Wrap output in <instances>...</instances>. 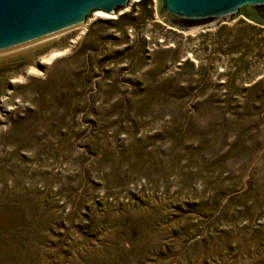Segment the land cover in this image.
Returning <instances> with one entry per match:
<instances>
[{"label": "rangeland", "instance_id": "374dc122", "mask_svg": "<svg viewBox=\"0 0 264 264\" xmlns=\"http://www.w3.org/2000/svg\"><path fill=\"white\" fill-rule=\"evenodd\" d=\"M238 17L138 0L0 55V264H264V25Z\"/></svg>", "mask_w": 264, "mask_h": 264}, {"label": "water", "instance_id": "95a60500", "mask_svg": "<svg viewBox=\"0 0 264 264\" xmlns=\"http://www.w3.org/2000/svg\"><path fill=\"white\" fill-rule=\"evenodd\" d=\"M129 0H0V55L82 26L95 10L115 13ZM259 12L256 20L255 12ZM158 18L185 32L213 28L237 15L264 25V0H157Z\"/></svg>", "mask_w": 264, "mask_h": 264}, {"label": "bare ground", "instance_id": "6f19581e", "mask_svg": "<svg viewBox=\"0 0 264 264\" xmlns=\"http://www.w3.org/2000/svg\"><path fill=\"white\" fill-rule=\"evenodd\" d=\"M138 0H129L128 4L126 6H124L121 9H118L115 13H108L102 10H95L92 12V14L90 16L87 17L86 21L83 23L82 26H80V29L85 28V26L88 24V22L93 18V17H104V18H115L117 17L119 14L126 12L128 10H130L131 6L136 3ZM155 2V4L157 3V0H153ZM241 15H239L240 17ZM238 15L235 17L237 18ZM238 17V18H239ZM243 16H241L240 18H242ZM234 18V20H235ZM189 33V32H188Z\"/></svg>", "mask_w": 264, "mask_h": 264}, {"label": "flooded vegetation", "instance_id": "af4514ba", "mask_svg": "<svg viewBox=\"0 0 264 264\" xmlns=\"http://www.w3.org/2000/svg\"><path fill=\"white\" fill-rule=\"evenodd\" d=\"M247 8H250V7H246L245 9H243V11L249 12ZM250 9H252V8H250ZM252 10L255 12V14H253L254 18L256 20L263 21V19L261 17L259 18V12L257 10H255V9H252Z\"/></svg>", "mask_w": 264, "mask_h": 264}]
</instances>
